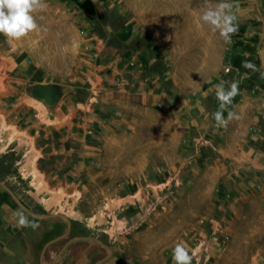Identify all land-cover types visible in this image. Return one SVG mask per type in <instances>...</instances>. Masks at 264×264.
Listing matches in <instances>:
<instances>
[{"label":"rangeland","instance_id":"rangeland-1","mask_svg":"<svg viewBox=\"0 0 264 264\" xmlns=\"http://www.w3.org/2000/svg\"><path fill=\"white\" fill-rule=\"evenodd\" d=\"M234 1L44 0L32 13L36 30L18 40L0 34V186L23 192L32 214L16 264H73L63 255L69 242L89 246L87 264H101L108 247L119 264H174L177 243L191 264H264V182L256 171L226 161L204 129L183 148L171 101L133 109L124 100L115 113L120 87L103 69L98 82L91 77L103 60L92 47L123 45L115 30L144 15L183 71L196 59L220 65L224 38L202 17ZM43 86L61 97L59 112L39 99ZM62 95L71 97L70 116ZM79 122L95 131L79 139Z\"/></svg>","mask_w":264,"mask_h":264},{"label":"crops","instance_id":"crops-1","mask_svg":"<svg viewBox=\"0 0 264 264\" xmlns=\"http://www.w3.org/2000/svg\"><path fill=\"white\" fill-rule=\"evenodd\" d=\"M156 13L158 14V12L153 14ZM231 13L236 17L234 25L237 31L230 34V43L223 40L220 48V65L216 61L212 68H205L203 63L196 59L195 64L189 63L186 72L180 63L170 60L174 48L171 43L165 44L159 40V29L155 24H150L149 19L147 22L145 15L141 17V24L136 18L126 19L124 24L115 30L116 37L123 41V45L106 49L98 48V44L92 47L93 50L99 49L100 57L103 58L101 64L95 66V71H91L92 83L94 80L99 81L102 76L98 72L103 69L104 76L120 87L117 90V98H114L117 104L111 106L115 113L120 110L119 105L124 100L129 102L133 109L138 107L139 103L142 107L152 108L171 101L173 107L177 109L182 136L185 138L183 148L195 139L194 135L200 134L204 129L206 134H212L210 143L219 149L226 161L230 160L228 162L236 167L251 166L258 174L256 182L262 185L264 0H235ZM168 20L173 22L172 18ZM171 27L174 28L172 24L169 28ZM139 41L143 44L140 45ZM245 61L250 62L254 68L244 67ZM225 66L230 68L228 72L224 70ZM104 68L107 70L104 71ZM232 81L238 83L239 91L224 111V116L227 118L228 112L232 111L239 119L229 120L226 127L217 128L212 116L219 107L216 85L224 82L225 89H228ZM37 91L44 94L39 99L50 104L52 110L56 108L57 112L60 111L55 103L59 102L61 97L48 96L51 94L49 86H43ZM122 97L125 98L122 100ZM62 100L64 107L70 104L71 97L62 95ZM67 107L66 116H70L71 108L69 105ZM120 117L116 115L107 121L104 125L106 130L116 128L118 124L116 122ZM87 127H90L89 130ZM94 129L90 125L85 126V122H79L76 136L82 139L87 131L94 132ZM24 196L23 192H11L9 188L0 186V264H6L7 260L16 264V261L21 259L22 236L28 230L32 218V214L23 204ZM18 212L26 217L27 226H18V217L14 216V213ZM70 244L69 242L63 247V255L68 254L75 261L73 264H87V258L90 256L89 246L70 248ZM111 248L108 247L110 254L100 261L101 264H119V255L113 247Z\"/></svg>","mask_w":264,"mask_h":264},{"label":"clouds","instance_id":"clouds-1","mask_svg":"<svg viewBox=\"0 0 264 264\" xmlns=\"http://www.w3.org/2000/svg\"><path fill=\"white\" fill-rule=\"evenodd\" d=\"M44 0H0V34L9 40L20 39L30 31L37 29V23L32 13L39 9L46 8ZM232 5L221 2L217 5L209 6L204 12L202 19L210 24L214 29L220 31V35L226 43H230V34L237 31L234 21L235 15L231 13ZM244 67L254 68L248 62H244ZM239 85L232 81L228 89H225L224 82L216 85V99L219 102L218 109L212 114L216 122V127H226L229 120L239 119L236 113L229 111L225 118L224 111L232 103L233 98L238 94ZM18 217V226H27L28 221L22 213H14ZM35 227V225H32ZM172 258L174 264H191L192 256L189 250L182 243H177L173 248Z\"/></svg>","mask_w":264,"mask_h":264},{"label":"built area","instance_id":"built-area-1","mask_svg":"<svg viewBox=\"0 0 264 264\" xmlns=\"http://www.w3.org/2000/svg\"><path fill=\"white\" fill-rule=\"evenodd\" d=\"M229 69H230L229 67H226V72H228V71H229Z\"/></svg>","mask_w":264,"mask_h":264}]
</instances>
